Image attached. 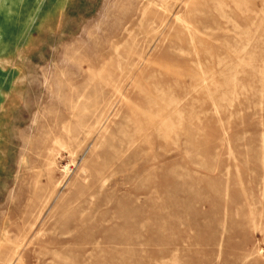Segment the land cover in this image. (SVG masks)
Returning <instances> with one entry per match:
<instances>
[{"label":"rangeland","instance_id":"1","mask_svg":"<svg viewBox=\"0 0 264 264\" xmlns=\"http://www.w3.org/2000/svg\"><path fill=\"white\" fill-rule=\"evenodd\" d=\"M0 264H264V0H0Z\"/></svg>","mask_w":264,"mask_h":264}]
</instances>
